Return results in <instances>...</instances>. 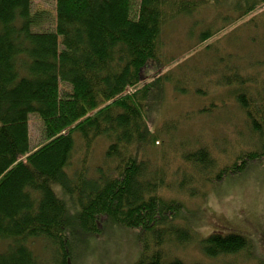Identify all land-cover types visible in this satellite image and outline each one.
<instances>
[{
  "label": "trees",
  "instance_id": "1",
  "mask_svg": "<svg viewBox=\"0 0 264 264\" xmlns=\"http://www.w3.org/2000/svg\"><path fill=\"white\" fill-rule=\"evenodd\" d=\"M222 1L55 0L52 25L40 28L49 10L33 9L32 0H0V264H70L84 253L82 236L105 224L139 229L141 252L131 264H205L168 258L163 249L194 236L190 225L177 222L182 204L160 193L168 185L164 172L145 157L158 140L146 107L171 81L170 72L161 74L175 60L162 49L166 24ZM237 1L245 14L264 3ZM197 26L194 19L190 35ZM216 32L213 25L199 28L198 41ZM153 71L157 78L141 85ZM221 80L239 88L237 101L262 139L264 99L247 91L252 76L223 70ZM32 113L43 119L48 138L35 148ZM78 137L85 154L97 138L109 141L95 175L83 168L86 158L73 169ZM261 150L244 152L241 163L223 167L217 177L242 171ZM184 158L201 171L215 164L205 147ZM188 186L185 177L178 183L180 190ZM36 240L47 254L36 250ZM201 245L215 257L251 242L241 232L217 229Z\"/></svg>",
  "mask_w": 264,
  "mask_h": 264
},
{
  "label": "rangeland",
  "instance_id": "2",
  "mask_svg": "<svg viewBox=\"0 0 264 264\" xmlns=\"http://www.w3.org/2000/svg\"><path fill=\"white\" fill-rule=\"evenodd\" d=\"M236 1L223 0L215 8L206 6L198 14L180 15L166 24L162 49L175 60L161 74L170 72L171 81L164 85L161 99L151 98L146 107L147 121L159 141L147 146L145 157L152 168L159 167L164 172L168 185L160 193L165 199L182 204L184 218L180 215L176 221L190 225L194 236L187 242L168 243L163 249L168 258L179 257L188 263L264 264V154L249 160L242 171L225 173L220 178L216 175L223 167L241 163L244 152L260 151L262 146L264 149V135L261 139L252 130L237 101L238 87L221 83L223 70L238 71L243 77L251 75L254 82L248 84L247 91L251 97L261 95L264 99V3L245 14L236 8ZM32 3L33 9L50 11V18L37 26L52 25L55 0ZM194 19L198 26L192 36L189 29ZM207 25L216 27L217 32L199 42V28ZM157 76V72H150L141 85ZM135 89L129 87L128 91ZM29 132L33 148L48 139L44 121L36 113L29 116ZM80 143L78 137L73 169H80L86 158L83 168L95 175L96 168L105 164L109 141L97 138L86 154ZM200 147H205L214 159L210 170L201 171L184 158V153ZM183 177L189 184L187 190L178 188ZM217 229L245 234L250 247L237 253L208 256L201 239ZM138 230L101 225L97 233L82 236L84 253L70 264H131L141 252ZM35 246L47 254L42 240H36Z\"/></svg>",
  "mask_w": 264,
  "mask_h": 264
},
{
  "label": "bare ground",
  "instance_id": "3",
  "mask_svg": "<svg viewBox=\"0 0 264 264\" xmlns=\"http://www.w3.org/2000/svg\"><path fill=\"white\" fill-rule=\"evenodd\" d=\"M227 2V1H226ZM230 2V1H229ZM229 5H230V3H229Z\"/></svg>",
  "mask_w": 264,
  "mask_h": 264
}]
</instances>
